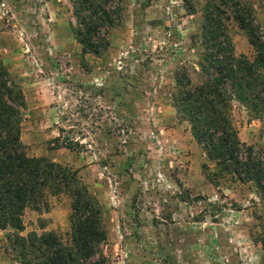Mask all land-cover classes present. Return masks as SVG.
<instances>
[{
	"label": "rangeland",
	"instance_id": "obj_1",
	"mask_svg": "<svg viewBox=\"0 0 264 264\" xmlns=\"http://www.w3.org/2000/svg\"><path fill=\"white\" fill-rule=\"evenodd\" d=\"M76 1L0 0V60L23 95L26 155L75 170L98 201L104 264H264V202L252 184L202 180L205 160L187 124L161 120L174 72L198 61L204 0L191 15L182 0H111L120 19L99 56L82 54L75 40ZM245 1L264 35V0ZM229 27L236 52L251 58ZM230 110L240 142L261 147L260 123L234 102ZM69 203L49 197L39 213L64 243ZM37 218L24 210L23 235L38 233ZM2 235L0 264H17Z\"/></svg>",
	"mask_w": 264,
	"mask_h": 264
},
{
	"label": "trees",
	"instance_id": "obj_2",
	"mask_svg": "<svg viewBox=\"0 0 264 264\" xmlns=\"http://www.w3.org/2000/svg\"><path fill=\"white\" fill-rule=\"evenodd\" d=\"M76 5L75 40L82 54L99 56L108 48V30L119 21L120 11L111 0H77ZM182 7L188 15L196 12L195 0H182ZM198 12L199 29L193 33L200 47L198 61L195 68L174 72L170 105L204 155L205 180L213 186L223 178L250 183L264 202V35L248 1L204 0ZM230 25L244 36L251 58L234 53ZM232 102L260 123L261 147L238 139ZM23 108L22 92L0 60V231L6 254L17 264H104L98 201L75 170L26 155L19 140ZM62 194L70 199L66 243L54 231L20 234L25 209L38 215V229H43L46 223L39 213L47 212L49 197Z\"/></svg>",
	"mask_w": 264,
	"mask_h": 264
},
{
	"label": "crops",
	"instance_id": "obj_3",
	"mask_svg": "<svg viewBox=\"0 0 264 264\" xmlns=\"http://www.w3.org/2000/svg\"><path fill=\"white\" fill-rule=\"evenodd\" d=\"M232 44H233V42H232ZM247 44V43H246ZM248 45V44H247ZM248 47H250L249 45H248ZM233 48H234V53L235 54H242V55H244L243 53H240V52H236L237 50H236V46H235V44H233ZM172 84V83H171ZM165 106H166V110L162 113V115H161V120H162V122H163V124L164 123H170L171 121H173V123L175 122L176 123V125H174V127L175 128H177V127H179L180 125L178 124V122H177V118H176V116H175V113H174V109L171 107V105H170V102H169V100H167L166 102H165V104H164ZM174 123V124H175ZM183 126H185V129H187L186 131L188 132L189 131V129L187 128V125H183ZM158 131L159 132H162V130H161V128H159L158 129ZM173 131H174V129H173ZM178 132V131H177ZM238 135V134H237ZM189 136H190V132H189ZM190 138H192V137H190ZM192 146H194L195 147V142L193 141V139H192ZM201 154H202V152H201ZM202 157H204V155L202 154ZM209 164V166L212 168V164L211 163H208ZM202 180H204L205 181V179H202ZM203 182V181H202ZM202 182H200V184H198V186L200 187V185L201 186H203L204 188H208V187H210L211 188V190H210V193L212 194V197H215V193H214V189L212 188V185H210V184H208V185H204V184H202ZM42 215H44V214H42ZM36 216H38L37 214H36ZM54 228H55V224H53V223H48V221L46 222V224H45V226H44V228L43 229H38L37 228V230H38V234L39 233H41V232H48V231H54ZM24 230H25V227H24V229H23V231L20 233L21 235H23V233H24ZM36 232V231H35ZM0 234H3L4 235V232L3 231H0ZM2 235V236H3Z\"/></svg>",
	"mask_w": 264,
	"mask_h": 264
}]
</instances>
